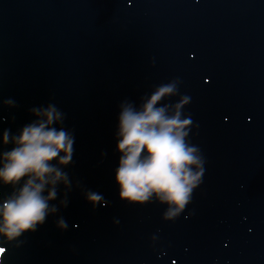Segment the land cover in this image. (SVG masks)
<instances>
[{
    "label": "water",
    "instance_id": "95a60500",
    "mask_svg": "<svg viewBox=\"0 0 264 264\" xmlns=\"http://www.w3.org/2000/svg\"><path fill=\"white\" fill-rule=\"evenodd\" d=\"M165 84L168 115L189 98L200 174L172 219L116 181L121 105ZM50 107L74 139L50 161L66 178L45 185L43 224L0 234V264H264V0H0V168ZM26 179L0 180V207Z\"/></svg>",
    "mask_w": 264,
    "mask_h": 264
},
{
    "label": "clouds",
    "instance_id": "9594fccd",
    "mask_svg": "<svg viewBox=\"0 0 264 264\" xmlns=\"http://www.w3.org/2000/svg\"><path fill=\"white\" fill-rule=\"evenodd\" d=\"M175 84H165L151 95L136 110L131 104L121 105L119 114V136L122 137L118 150L122 153L116 172L120 195L130 201L145 202L156 193L162 202L170 206L165 219H172L181 213L192 199L193 188L200 182V174L193 173L191 165L197 164V149L185 142L188 133L185 128L190 118L181 119L184 96L174 105L175 112L168 115V106L157 107L166 95L176 93ZM54 108L45 113L47 119L38 125H28L14 140L16 145L3 154L0 180L5 185H15L27 177L18 193L4 201L0 207L3 226L0 234L8 241L15 240L26 230H35L43 224L49 208L48 200L55 191L45 197V185L66 178L50 161L59 157L61 164L68 163L74 139L64 130L56 131L48 126L54 122ZM4 143H8L5 133ZM146 153V155H143ZM47 177H52L51 181ZM92 199H98L93 196Z\"/></svg>",
    "mask_w": 264,
    "mask_h": 264
}]
</instances>
